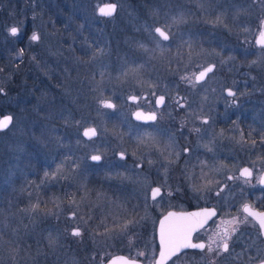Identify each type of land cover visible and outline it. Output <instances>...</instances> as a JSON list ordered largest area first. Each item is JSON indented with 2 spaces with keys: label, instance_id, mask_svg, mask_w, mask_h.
I'll list each match as a JSON object with an SVG mask.
<instances>
[{
  "label": "rangeland",
  "instance_id": "1",
  "mask_svg": "<svg viewBox=\"0 0 264 264\" xmlns=\"http://www.w3.org/2000/svg\"><path fill=\"white\" fill-rule=\"evenodd\" d=\"M11 1L0 0V117H13L0 132V264H101L120 252L151 259L152 234L137 213L149 199L138 197V185L127 196L139 174L118 155L156 154L160 132L134 126L131 113L142 95L153 100L190 65L211 62L189 50L202 45L206 19L232 21L235 0H25L29 19L16 18ZM106 3L117 5L115 15L99 17ZM256 6L264 18V0ZM25 20L32 29L19 50ZM90 127L97 137L85 140Z\"/></svg>",
  "mask_w": 264,
  "mask_h": 264
},
{
  "label": "flooded vegetation",
  "instance_id": "2",
  "mask_svg": "<svg viewBox=\"0 0 264 264\" xmlns=\"http://www.w3.org/2000/svg\"><path fill=\"white\" fill-rule=\"evenodd\" d=\"M258 2L233 1L236 8L232 10V21L227 19L226 25H218L215 20L214 27L207 19L203 25L199 23L204 30L202 45L189 51L191 56L194 50L195 54L204 51V58L209 57L211 62L199 67L190 65L178 81L169 80L167 93L158 92L153 100L142 95L143 102L139 103V99L135 102L139 107L131 117L137 110L156 116L148 123L131 118L134 126L148 133L152 127H158L156 154L142 148L139 151L143 159L139 161H130L125 155L121 158V154L118 158L130 165L136 163L139 176H130L125 193L129 197L138 185L136 189L140 187V191L135 192L138 197L149 199L147 207L136 212L143 216L142 229L152 234L156 254L148 260L120 252L101 264H108L117 255L141 264H157L158 227L163 216L170 212L185 215L205 211H215V215L191 236L193 243H203L205 249L184 248L165 264H210L212 260L215 264H264V232L244 211L247 206L250 211L264 213V56L258 58L264 53V44H257L264 31V18L257 9ZM10 4L16 8V18H30L27 11L30 1L18 0L14 6L16 2L12 0ZM24 6L26 13L21 15ZM258 19H262L259 28ZM25 21L28 22L23 26L19 50L25 48L24 42L32 29L27 25L29 20ZM188 27L187 32L193 29L190 23ZM208 67L213 70L196 81ZM229 90L235 95L229 96ZM161 96L164 101L157 104ZM244 169L251 175H241ZM141 178L144 181L138 184ZM165 183H169L168 190L163 187ZM156 187L160 193L151 199ZM194 220L191 218L188 223ZM225 231L230 237L229 250L217 255ZM209 245L214 249L211 253L207 251Z\"/></svg>",
  "mask_w": 264,
  "mask_h": 264
},
{
  "label": "snow or ice",
  "instance_id": "3",
  "mask_svg": "<svg viewBox=\"0 0 264 264\" xmlns=\"http://www.w3.org/2000/svg\"><path fill=\"white\" fill-rule=\"evenodd\" d=\"M115 10V5L114 4H109V5H105L104 7L99 8V13L103 16H111L112 13ZM155 32L159 34V36L167 41L169 39L168 34L163 31L160 28H156ZM10 33L13 36L18 35L19 33V29L17 27H12L10 29ZM262 36H264V33H261ZM30 39L32 41H37L39 39V36L36 33H33L30 37ZM213 69L212 67H208L207 69H205L204 71L200 72L199 76H197L195 79L196 81H199L201 79H203L205 77V75L208 72H211ZM191 82V81H190ZM0 91H2V89H0ZM228 95L229 96H234L235 93H233L231 90L228 91ZM131 99L135 100L136 97H132ZM164 101V97L161 96L158 98L157 100V104H161ZM103 106L106 108H113L114 105L109 103V102H102ZM137 118L141 119H148V120H155L156 116L155 114H151L148 115L146 117H142L141 113H137ZM11 122V117H5L3 120H0V129L3 128H7L9 123ZM206 122V121H205ZM85 136H88L89 138H91L92 136L96 135V130L94 128H90L87 129L84 132ZM121 158H123V153H121ZM101 159L100 156L95 155L92 156V160L94 161H99ZM241 175L244 176H250L251 172L248 169H244L241 173ZM160 193V189L159 188H155L152 190V198L155 199L156 196H158ZM245 212H248L249 215H257L254 214L250 211V209L245 206L244 208ZM75 215V213H73V216ZM174 214H169V216H172ZM191 217H204V219L202 220H194L190 223L187 224H180V225H170V224H166L165 221L161 222V226H160V246H161V250H160V260L157 262V264H165V258L167 256L173 255L175 254L176 251H178L181 248H193V249H200L201 251H203L206 247L205 244L203 243H193L191 236H192V232L196 230V226L199 227H203L204 223H206L207 219H210L212 216L215 215V211H205L204 213H193L190 214ZM258 218H259V223L261 228H264V213H260L258 214ZM168 218H166L167 220ZM128 223H132V221H129ZM124 228H127V223L123 226ZM233 231H235V229H233ZM72 235L73 236H80L81 232L80 230L74 229L72 231ZM230 237L228 236L227 231H225V235L224 237L221 238V244L218 246L220 248V251H218L216 254L220 255L221 252H227L229 250V244H228V239ZM213 244L216 243L215 240L212 241ZM207 251L209 253L213 252L214 249L211 245L207 246ZM124 264H128L127 261H124ZM210 264H215V261L212 260L210 261Z\"/></svg>",
  "mask_w": 264,
  "mask_h": 264
},
{
  "label": "water",
  "instance_id": "4",
  "mask_svg": "<svg viewBox=\"0 0 264 264\" xmlns=\"http://www.w3.org/2000/svg\"><path fill=\"white\" fill-rule=\"evenodd\" d=\"M109 4H114V3H108V4H102L99 8H101V7H104L105 5H109ZM115 5V10H114V12H116V9H117V6H116V4H114ZM99 8L97 9V13L96 14H98V16L99 17H105V18H110V17H112V16H114L115 15V13L113 12L112 13V15L111 16H103V15H101L100 13H99ZM263 25H264V22H263ZM158 28H160V27H158ZM160 29H162V28H160ZM163 30V29H162ZM164 31V30H163ZM155 32V31H154ZM167 33V32H166ZM263 33H264V31H263ZM155 34L162 40V41H164V42H167V41H165V40H163L160 36H159V34L158 33H156L155 32ZM169 36V35H168ZM257 44L258 45H263L264 44V36H260L259 38H258V40H257ZM132 97H134V96H131V97H129L128 98V100L130 101V102H136L137 100H138V98L136 97V99L135 100H133V99H131ZM112 104V103H111ZM137 113H141L142 114V117H146V116H148V115H151V114H148L147 115V113H144L143 111H141V110H137V111H135L133 114H132V119L134 120V121H137V122H142V123H148V122H153L154 120H148V119H144V118H141V119H138L137 118ZM8 116H10V115H5V116H3V117H1L0 118V120H3L5 117H8ZM11 117V122L9 123V125H8V127L7 128H3V129H0V132H4V131H6V130H8L10 127H11V125H12V123H13V118H12V116H10ZM90 128H94V127H90ZM90 128H88V129H90ZM95 130H96V128H94ZM87 130V128L86 129H84L83 131H82V137L84 138V139H86V140H91V139H93V138H96L97 137V130H96V135L95 136H92L91 138H89L88 136H85L84 135V132ZM93 156H95V155H93ZM99 156V155H98ZM89 159V161L90 162H92V163H95V164H98L99 165V163L101 162V159L99 160V161H94V160H92V156L90 157V158H88ZM157 188V187H156ZM155 189V188H154ZM151 199H153L152 198V194H151ZM252 213H254V214H257V215H250L255 221H256V223H258L259 225H260V223H259V218H258V214H260L259 212H256L255 213V211H251ZM174 214V215H172V216H169V214ZM170 213H168L166 216H163V218L160 220V223H159V229H158V242H159V245H160V226H161V222L162 221H165V223L166 224H170V225H180V224H187L188 223V221H190V219L191 218H194L195 220L198 218V220H200V218L199 217H191V215L190 214H185V215H183V214H176V213H173V212H170ZM198 213H201V212H198ZM248 213V212H247ZM193 214V213H192ZM249 214V213H248ZM166 218H168L167 220H166ZM202 218H204V217H202ZM201 218V219H202ZM198 226H196V228H197ZM74 230V229H73ZM72 230V231H73ZM262 230H263V232H264V228H262ZM71 231V232H72ZM184 248H181V249H179L178 251H176L175 252V254H173V255H170V256H167L166 258H165V263L169 260V259H171L174 255H176L177 253H179L180 251H182ZM160 250H161V246H160ZM160 260V253H159V255H158V258H157V262ZM124 261H127L128 262V264H141L140 262H138V261H135V260H130L129 258H127V257H125V256H122V255H117V256H114L112 259H111V261L108 263V264H124Z\"/></svg>",
  "mask_w": 264,
  "mask_h": 264
},
{
  "label": "trees",
  "instance_id": "5",
  "mask_svg": "<svg viewBox=\"0 0 264 264\" xmlns=\"http://www.w3.org/2000/svg\"><path fill=\"white\" fill-rule=\"evenodd\" d=\"M0 64H2V62H1ZM30 80H32V78H30ZM42 168H43L42 166H39V167H38V171H37V172H38L40 175H41V173H42ZM95 182H98V184H99L100 179L97 178V181H95ZM100 183H101V182H100ZM66 189L69 191V190H71V187L66 186V187L63 188L64 191H65ZM56 190H57V189H56Z\"/></svg>",
  "mask_w": 264,
  "mask_h": 264
}]
</instances>
